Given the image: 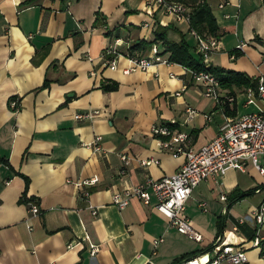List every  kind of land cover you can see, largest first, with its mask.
<instances>
[{"label": "crops", "instance_id": "crops-1", "mask_svg": "<svg viewBox=\"0 0 264 264\" xmlns=\"http://www.w3.org/2000/svg\"><path fill=\"white\" fill-rule=\"evenodd\" d=\"M214 1V8L208 3L224 33L207 64L264 75V0H230L222 7ZM148 9L146 0H0V264H173L210 251L215 237L229 231L247 261L219 264H264V241L250 244L255 230L264 235V224L238 221L243 200L247 214L264 197V177L249 165L245 171L228 168L217 181L206 178L192 189L184 212L201 232L199 241L156 209L152 191L148 203L111 202L114 191L171 174L183 161L158 147L152 124L174 119L173 128L188 132L199 147L225 117L243 113L238 99L244 87L233 88L232 102L216 103L179 63L128 73L125 57H117L113 68L104 63L102 52L116 37L125 45L150 39L157 23L187 31L186 23L155 7L153 27H142ZM106 80L117 88L104 91ZM233 103L235 113L226 112ZM187 107L196 109L191 118ZM93 109L89 117L75 116ZM97 136L101 150L94 149ZM123 153L130 158L126 165ZM143 158L150 161L141 164ZM90 178L95 181L84 182ZM234 189L254 190L233 199L228 194ZM30 197L39 213L29 210ZM228 217L237 223L227 225ZM90 244L98 246L93 254Z\"/></svg>", "mask_w": 264, "mask_h": 264}, {"label": "built area", "instance_id": "built-area-1", "mask_svg": "<svg viewBox=\"0 0 264 264\" xmlns=\"http://www.w3.org/2000/svg\"><path fill=\"white\" fill-rule=\"evenodd\" d=\"M228 2L230 0H220L218 6L222 7ZM236 4L238 5V2ZM146 5L149 7L148 15L150 17L142 22V27H153L154 7L167 15H171L175 20L186 23L187 31L196 39V50L207 64V57L218 47L219 37L214 35L203 36L190 26V5L179 0H146ZM118 44H122L124 49L118 47ZM102 54L104 63L112 68L116 66L117 57H125L128 61V66L123 68L125 73L136 69L144 70L157 63L169 64L173 62L166 53L160 52L157 43H153L145 51H140L129 49V44L125 45V42L123 44L120 37H116L114 43L107 46ZM185 68L190 73L191 78L202 86V93L205 96L213 98L216 103L220 104L234 100L232 95L221 93L219 81L211 71ZM243 92L246 96L244 104H253L256 110L243 112L234 117H225L218 126L216 135L199 147H193L192 136L188 132L173 128L170 125V123L176 122L174 119H171L169 123L152 124L150 131L155 137L158 147L166 150L172 156H183V161L171 174L159 178L148 177L132 187L114 191L111 195V202L118 207L126 206L132 198H138L144 203H148L152 191L156 197V209L171 224L175 225L178 231L193 240H201V232L194 227L190 218L184 212L185 202L192 189L206 178L217 181L231 167L245 171L247 166L251 165L264 177V75L257 77L255 85L245 86ZM175 94H179V91H175ZM10 104L11 107L17 109V100L12 99ZM94 112H97V110L93 109L75 116L89 117ZM185 112L187 118H191L196 113V109L187 107ZM99 139L100 136H97L93 141L95 150H101L98 144ZM120 158L124 165L129 163L130 158L127 154H120ZM148 161L150 160L140 159L141 164H146ZM94 181V178L84 180L87 183ZM87 194L88 192L84 191V195ZM219 197L220 199H226L224 194H220ZM28 204L32 213L41 211L37 202L29 200ZM198 204L202 209H205L204 201H200ZM91 212L95 214L96 209L92 208ZM238 221L240 223H252L256 227L263 225L264 197L247 214L239 217ZM159 240H161V237L154 238V244ZM263 241L264 235H259L258 231L255 230L250 239V244L258 247ZM89 246L91 254L98 250L97 245L90 244ZM204 255H206V258L203 257ZM222 260L232 263L247 261L246 250L236 243L232 231L225 234L219 233L213 240L210 251L189 256L176 264H219Z\"/></svg>", "mask_w": 264, "mask_h": 264}, {"label": "trees", "instance_id": "trees-1", "mask_svg": "<svg viewBox=\"0 0 264 264\" xmlns=\"http://www.w3.org/2000/svg\"><path fill=\"white\" fill-rule=\"evenodd\" d=\"M32 0H24L25 3H29ZM182 1L191 7L190 13V26L193 27L197 32H199L203 36L214 35L221 36L224 31L223 28L218 24L215 15L211 10V6L207 0H179ZM171 27L169 25L155 24L152 29V38L145 39L140 38L129 44V49H135L144 51L147 50L153 43H157L160 52L166 53L169 59L173 62L179 63L185 67L192 69H206L214 73L219 81V85L221 88H225L229 90L230 93H234L233 88L239 87L243 88L249 84L255 85L257 83V77H251L246 74L244 71L224 67L216 64H206L202 57H196L189 52V46L187 41L181 37L179 40H173L168 38V30ZM109 32V30H108ZM234 56L239 55L240 51L233 49L230 51ZM44 85V84H43ZM117 82L114 80H106L101 83V88L104 91H109L117 88ZM231 95V94H230ZM226 112L234 114L236 111V104L233 103V107L229 109L225 108ZM169 123V122H167ZM170 125L173 127L174 124ZM1 160H4L0 157ZM254 189L248 190H239L234 189L231 191L228 196L233 199L241 198L245 195L253 193ZM28 198L23 196L21 197V201H26ZM32 200L33 198L30 197ZM219 227H222L223 224L221 221L218 223ZM222 233V232H221ZM187 257H181L176 259L173 264H176Z\"/></svg>", "mask_w": 264, "mask_h": 264}, {"label": "rangeland", "instance_id": "rangeland-1", "mask_svg": "<svg viewBox=\"0 0 264 264\" xmlns=\"http://www.w3.org/2000/svg\"><path fill=\"white\" fill-rule=\"evenodd\" d=\"M208 1H209V3L212 4V8H214L215 7V5H214L215 1L214 0H208ZM181 34L183 35V38L188 43L189 52L192 55L196 56V57H200V54L196 50V46H197L196 39L194 38V36L191 33H189L188 31H185L184 34H183V33L179 32V31L171 29V28L168 30V38L173 39V40H179L180 37H181ZM245 100H246L245 94H242V97H240V99H238V109H239L240 112H247V111L256 110V107L254 105H249L248 107H245L244 106L245 105L244 104ZM248 169H250V172L254 173L255 176H257V178H261L251 165L248 166ZM245 177H248V176L245 175ZM247 201H248V199L246 198L245 200H243L240 203V205H239V207H240V210H239L240 213L239 214L240 215H245L244 214L245 207L248 206V204H249V202H247ZM233 218L234 217H231V218L228 217L227 218V225L230 226V224H232V221L237 223V219L232 220Z\"/></svg>", "mask_w": 264, "mask_h": 264}, {"label": "water", "instance_id": "water-1", "mask_svg": "<svg viewBox=\"0 0 264 264\" xmlns=\"http://www.w3.org/2000/svg\"><path fill=\"white\" fill-rule=\"evenodd\" d=\"M203 257L206 258V255H204Z\"/></svg>", "mask_w": 264, "mask_h": 264}]
</instances>
